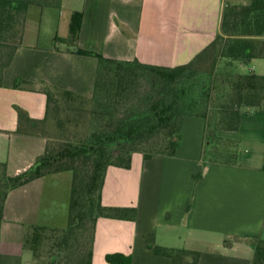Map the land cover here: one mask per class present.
<instances>
[{
	"label": "crops",
	"instance_id": "obj_1",
	"mask_svg": "<svg viewBox=\"0 0 264 264\" xmlns=\"http://www.w3.org/2000/svg\"><path fill=\"white\" fill-rule=\"evenodd\" d=\"M249 2L61 0L59 7L31 6L23 43L0 84V163L17 176L45 154L54 126L46 87L93 96L98 59L73 53L76 46L118 61L185 65L221 33L225 7ZM74 13L83 21L78 40L70 42ZM252 62L259 73L251 72L264 76V59ZM240 71L246 73L243 66ZM18 80L25 83L17 86ZM205 128L204 118L186 117L175 156L145 160L136 153L130 169H108L103 206L135 208L137 214L97 220L92 264H109L112 253L131 256L132 264H173L155 255L151 244L198 252V264H254L251 238L264 240V103L244 111L239 130L221 134L241 146L236 162L203 160ZM72 185L73 173L62 171L10 191L0 264L33 262L25 247L33 227L67 229Z\"/></svg>",
	"mask_w": 264,
	"mask_h": 264
},
{
	"label": "trees",
	"instance_id": "obj_2",
	"mask_svg": "<svg viewBox=\"0 0 264 264\" xmlns=\"http://www.w3.org/2000/svg\"><path fill=\"white\" fill-rule=\"evenodd\" d=\"M61 0H0V84L4 70L11 64L19 46L31 6L59 7ZM83 14L74 13L70 25V42H76ZM65 43V42H62ZM58 49V47H56ZM3 52V54L1 53ZM73 53L98 59L95 91L87 98L55 87H46L54 127L61 120V105L91 102L94 130L82 143L62 146L53 137L37 165L17 176H10L6 164L0 163V229L4 206L10 191L47 174L70 171L73 185L69 225L65 230L33 227L25 247L36 260V249L42 234L61 233L59 243L67 244L84 225L92 220L91 238L77 251L71 264H92L94 232L100 217L124 219L135 208L107 207L102 204V191L110 167L130 169L133 155L145 160L154 156L173 157L181 144L183 120L199 116L206 120L203 160L217 153L220 131H237L246 109H259L264 103V76L242 73L256 59H264V0H250L247 5H228L221 22V33L191 62L177 67H162L138 61H118L96 52L75 47ZM224 66L219 67V61ZM25 83L18 80L17 86ZM144 88V92L140 90ZM64 106V105H63ZM235 143V142H234ZM232 152L237 156V144ZM135 218V217H133ZM254 264H264V240L252 237ZM155 255L172 259L173 264H198L200 254L187 249L151 244ZM58 254L52 256L57 260ZM109 264H132L133 259L121 253L106 255Z\"/></svg>",
	"mask_w": 264,
	"mask_h": 264
},
{
	"label": "rangeland",
	"instance_id": "obj_3",
	"mask_svg": "<svg viewBox=\"0 0 264 264\" xmlns=\"http://www.w3.org/2000/svg\"><path fill=\"white\" fill-rule=\"evenodd\" d=\"M1 53L3 54V52ZM255 64V62H252L251 64L243 66V71L249 73L254 69L255 73H259V68H255ZM221 66H224L223 60L219 61V67ZM144 91V88L140 90V92ZM60 99L64 101L61 105V114L58 116L61 122L58 126L52 127L53 137L59 139L60 142H62V146L75 143L80 144L88 138L94 130V123L90 115L93 109L92 104L91 102L84 104L78 100L66 103L65 98L62 96H60ZM224 132L230 131L219 132L220 138L216 140L218 151L210 159L219 162L237 161L238 157H236V159L232 157V152L235 150V143L221 136ZM241 151V146H237L238 155ZM84 220V225L78 229L76 236L67 244L61 245L59 243L61 239V233L59 232L48 231L42 234L43 237L36 246V260L34 261L33 257V262L31 264H51L54 254H58V257L52 264L73 263L78 257L77 251L91 238L92 220L89 217H86Z\"/></svg>",
	"mask_w": 264,
	"mask_h": 264
}]
</instances>
